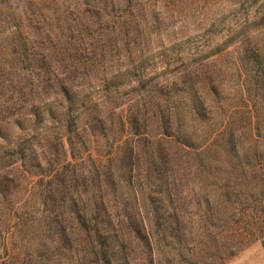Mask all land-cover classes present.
<instances>
[{"label": "rangeland", "instance_id": "rangeland-1", "mask_svg": "<svg viewBox=\"0 0 264 264\" xmlns=\"http://www.w3.org/2000/svg\"><path fill=\"white\" fill-rule=\"evenodd\" d=\"M33 1L0 2V168L9 161V150L36 133L34 121L25 115L33 103L40 105L41 117L46 118L44 129L53 127L51 117L59 120L62 112L51 99L52 93L31 94L29 87L22 89L16 82L26 76V70L12 58L17 44L34 42L37 51L54 50L57 43L91 40L99 33L116 41L117 34L111 32L114 22L132 26L129 36L136 40L135 51L109 45L103 69L92 70L76 99L97 98L104 87L101 79L106 77L110 88L104 111L112 102H123L127 108L138 102L151 112L146 125L150 143L140 145L144 151L137 197L124 182V194L109 196L100 214L90 215L87 234L76 226L71 252L63 253L61 264H264V143L256 140L260 133L254 126V136L245 129L237 149L232 150L222 135L227 133L214 127L223 111L235 122L250 124L240 94L243 86L252 87L247 76L250 69H244L238 56L243 39L264 48V0ZM226 44L222 54L216 53ZM234 50L237 59L228 53ZM184 70L188 72L184 95L163 97L179 108L172 122L182 125L187 138H192L195 125L198 137L193 140L208 147L202 155H185L162 140L154 113L157 88L172 83ZM214 80L224 100L215 105V120H200L190 111V99L196 92H210ZM12 94L15 99L9 98ZM206 96L208 101L213 98L211 93ZM18 98L22 108H12L18 109L12 117L9 105ZM46 98L47 104H41ZM258 107L262 116L263 105ZM108 122L119 138L118 116ZM128 136L134 139L130 129ZM98 148H104L103 140L98 141ZM157 148H169V158L175 163L168 184L154 169L150 182L145 176ZM151 184L163 187L164 194L150 195ZM15 234V240L19 239L17 229Z\"/></svg>", "mask_w": 264, "mask_h": 264}, {"label": "trees", "instance_id": "trees-1", "mask_svg": "<svg viewBox=\"0 0 264 264\" xmlns=\"http://www.w3.org/2000/svg\"><path fill=\"white\" fill-rule=\"evenodd\" d=\"M40 1L33 2L38 4ZM108 28H103V31ZM132 28L123 22H114L111 32L117 34L116 41L105 33L102 36L99 33L92 35L91 40L81 38L70 44L57 43L54 50L45 48L37 51L34 42L17 44L13 48V60L26 70V76L16 80L18 85L22 89L29 87L31 94L36 92L48 96L52 93L51 99L58 102L62 112L59 120L51 117V123L55 124L53 127L44 129L46 118L41 117L40 105L33 103L25 115L34 121L36 133L26 135L9 150V161L0 168V264H61L63 253L71 252L76 226L87 234L90 215L97 217L109 196L124 194L121 192L124 182L128 183L130 193L137 197L140 191L137 183L142 173L140 153L144 151L140 150V145L141 142L150 143L146 138L150 108L142 107L138 102H132L128 108L123 102H112L104 111L103 102L110 88L106 77L101 79L104 87L97 98L88 95L80 102L76 99V92L86 87L92 70L103 69L109 45L125 46L131 53L135 51L136 40L129 36ZM240 47L242 52L238 53V58L244 63L243 67L246 66V71L250 69L247 76H250L252 87L255 85L254 90L248 86L240 90L245 100L244 107L250 115V124L246 125L243 120L235 122L229 112L223 111L221 122L214 125L227 133L222 135L232 150L237 149L242 132L246 129L253 133L254 126L260 133L256 140L264 143V113L262 116L258 114V104L264 108V48L249 38L243 39ZM227 48L226 44L216 53L222 54ZM47 49L49 51L46 52ZM235 52L228 53L237 59ZM216 61L218 58L209 62ZM187 75L184 70L172 83H162L157 88L154 113L162 131V140L185 155H202L208 147H202L193 140L198 137L195 125L191 128L192 138H187L182 125L172 122L179 108L163 97L166 94L184 95ZM214 83L215 80L207 93L213 95L212 100L208 101L207 94L203 92H196L190 99V111L200 120H215V105L224 100ZM9 98L15 99L13 94ZM19 101L20 98L9 105L12 117L18 111H12V108H22ZM47 101L46 98L40 103L45 105ZM49 112L52 113L51 106ZM111 116L119 118V138L115 137L113 127L109 125ZM15 124L20 126L19 120H15ZM128 129L138 144L134 139L130 140ZM99 140H103L102 150L98 148ZM169 153V148H157L152 152V160L155 159L145 170L149 182L150 171L154 169L165 177L163 184H168L169 171L175 167ZM148 188L150 195L162 196L165 192L163 187L153 184ZM167 195L170 197L171 193ZM9 224H13L12 227L9 228ZM16 229L19 231L17 240Z\"/></svg>", "mask_w": 264, "mask_h": 264}]
</instances>
